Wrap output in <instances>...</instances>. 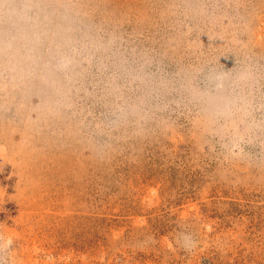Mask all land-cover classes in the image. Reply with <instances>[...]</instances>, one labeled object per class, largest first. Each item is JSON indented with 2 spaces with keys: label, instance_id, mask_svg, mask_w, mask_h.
<instances>
[{
  "label": "rangeland",
  "instance_id": "rangeland-1",
  "mask_svg": "<svg viewBox=\"0 0 264 264\" xmlns=\"http://www.w3.org/2000/svg\"><path fill=\"white\" fill-rule=\"evenodd\" d=\"M0 264H264V0H0Z\"/></svg>",
  "mask_w": 264,
  "mask_h": 264
}]
</instances>
